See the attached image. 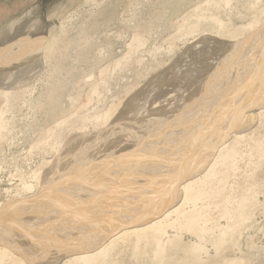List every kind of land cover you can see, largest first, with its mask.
<instances>
[{
    "label": "bare ground",
    "instance_id": "obj_1",
    "mask_svg": "<svg viewBox=\"0 0 264 264\" xmlns=\"http://www.w3.org/2000/svg\"><path fill=\"white\" fill-rule=\"evenodd\" d=\"M208 6L217 7L218 4L212 2ZM35 15H39L38 7L0 27V69L4 66L7 68L13 59L19 63L27 54V59L32 55L34 57L38 51L39 54L34 57L36 61L29 65L22 64L24 70L20 72L31 73L43 65V40L26 39L41 31ZM180 30L184 41H187V48L175 62L173 60L172 65L166 67L167 62L165 66L161 65V68L166 67L163 73L158 72L160 74L151 80L148 77L150 84L133 96V92L130 93L127 97H131L122 111L110 109L90 117L89 121L83 119L70 141L57 148L54 158L39 173L36 186L23 184V190L31 195L29 200L20 198L11 204L0 203V259L18 264H110L115 248L131 244L129 249L133 264H139L138 260L142 257L145 261L148 259L150 264H163L167 260L166 253H174L173 250L179 248L176 240L180 238L169 232L175 225L187 224L189 230L193 227L195 215L192 211H186L190 204L196 207L201 197L214 198L221 193L220 204L225 205L231 200L217 182L226 179L228 174L220 167H225L237 155L235 151L240 144V134H233L232 129L244 117L251 119L253 116L249 113L252 111H264V49L257 50L261 47H258L259 42L264 44V10L261 15H254L245 26L236 27L231 20L225 23L219 15H196L192 22L187 19ZM19 38L23 39L8 45ZM197 40H201V43H196ZM134 44L136 47L143 44L140 35L134 37ZM169 49L167 53L172 54L173 51ZM220 54V58L227 54L226 61L224 58L225 62L220 66L216 63L215 68L210 64L214 70L207 75L212 69L209 63ZM206 62L209 67L204 64ZM17 73L11 80L20 77V73ZM163 78H168L170 83L164 84L166 79L164 81ZM194 81H200V84ZM190 82H193V86ZM5 83L3 77L0 85ZM9 90L8 87L0 88V99L6 102L15 99L16 96ZM186 90L191 91V95H187L190 97L188 103L182 105ZM125 115L132 119H140L141 116L152 118L153 123L147 124L150 122L147 119L149 121L145 124L148 128L146 139L162 128L166 129V135L152 146L146 141L137 143V148L133 150L131 145H111L102 152L101 159L98 158L100 156L98 160L95 159L96 167H85L82 162L74 161L75 167L68 169V172L65 170L61 177L69 161L85 154L83 148L80 147L83 152L73 148L89 140L102 141L104 137H110L115 128L113 123L118 122L121 127L119 122L125 119ZM258 150L264 151V145L256 144L252 152ZM78 167L81 170L76 171ZM57 174H60V178ZM50 184L53 187H49ZM54 187L59 189L53 198L51 190L46 189ZM229 191L232 192V189ZM40 196L45 203L57 208L54 213L67 222L77 223L73 226L82 225L80 228L83 229L75 227V231L67 234L73 229L71 226L68 230L67 223L66 234L64 228L63 233H54L51 229L50 233L45 234L49 238L43 242L14 235L21 231L18 223L24 219V212L13 216L7 207L16 201L42 200ZM25 220L33 219L29 217ZM76 228L79 232H76ZM212 238L208 242L215 249L213 256H208L202 243L188 245L180 247V264H232L224 258L226 262L211 263L213 258L217 259L224 252L225 245H232V240L227 241V237L224 238L221 233ZM244 264L251 263L246 261Z\"/></svg>",
    "mask_w": 264,
    "mask_h": 264
},
{
    "label": "rangeland",
    "instance_id": "obj_2",
    "mask_svg": "<svg viewBox=\"0 0 264 264\" xmlns=\"http://www.w3.org/2000/svg\"><path fill=\"white\" fill-rule=\"evenodd\" d=\"M212 2L218 6H208ZM0 6L10 8L11 4L0 2ZM36 7L39 8V15H35V21L39 20L41 31L26 39L43 40V65L31 73H21L24 70L21 65L33 64L38 51L35 58L32 55L27 59V54L26 58H21L24 62L17 58L21 61L15 63L16 59H13V63L7 68L4 66L0 69V81L4 77L6 82L0 88L8 87L9 92L16 96L9 102L0 99V203L4 204H11L20 198L29 200L31 195L23 190V184L36 186L39 173L54 158L57 148L70 141L72 133L81 126L83 119L89 121L90 117L110 109L122 111L131 96L140 92L146 84H150L149 81L160 74L158 72L163 73L167 66L172 65L184 53L187 41H184L180 28L187 19L192 22L196 15H219L225 23L231 20L236 27L245 26L254 15H261L264 0H40ZM12 16L18 15H0V27L9 23L10 21L1 25ZM21 16L23 15L15 19ZM137 35L143 39L140 47L134 44V37ZM23 38L8 45L16 44ZM199 41L196 43H201ZM260 43L258 47L263 48L259 47L257 50L264 49V44ZM168 49L173 51V55L167 53ZM220 57L222 54L212 60L214 64L211 61L209 65L215 68L227 59L223 62L224 58ZM166 62V67L161 68ZM118 63L120 65L115 67ZM213 67L207 75L212 73ZM17 72L20 77L11 80ZM165 79L163 78L164 81ZM167 79L164 84L168 83ZM194 82L200 84V81ZM190 83L193 86V82ZM186 91L182 105L188 103L191 95V91ZM130 93L131 96L127 97ZM249 114L253 116L249 117L251 119L244 117L232 129L233 134H240L236 157L225 167H220L221 171H228V174L226 179L217 184L222 186L223 191L226 190L225 195L230 196L231 200L225 205L220 204L223 197L221 193L219 197H201L196 207L190 204L186 211H192L195 215L193 227L189 230L187 224L175 225L169 232L180 238L176 240L179 248L173 250L174 253H166L167 260L163 264H180V247L199 243L206 248L208 256H213L215 249L208 241L220 233L224 238L227 237V241L231 239L232 245H225L224 252L217 259L213 258L211 263H223L226 262L224 259H229L232 264H244L246 261L251 264H264V151L252 152L256 144L264 145V111L256 109ZM128 116L125 115V119L120 120L123 122H119L121 127L118 122L113 123L116 129L111 124L113 133L109 134L110 137H104L102 141L89 140L90 142L86 141L73 148L76 151L83 148L85 154L69 161L62 168L61 177L65 170L68 172V169L75 167L73 164L76 162H82L85 167L95 166V159H101L102 152L111 145H131L133 150L137 148V143L146 141L152 146L166 135V129L162 128L146 139L148 130L145 124L149 120L147 124L153 123L152 118L147 120L141 116L140 119H132L133 117ZM136 123L140 126H136ZM86 124L89 126L88 122ZM80 167L76 171L81 170ZM47 190H51L52 195L57 193L55 187ZM29 217L33 220L27 222L25 218ZM23 220L18 223L21 231L14 235L25 240L38 239L41 242L49 238L45 234L50 233L51 229L54 233H63L64 228L66 234L67 228L69 230L71 226L77 225L76 222H67L52 209H39ZM58 220L63 224L60 225L62 222ZM75 227L83 229L80 228L82 225L73 226L67 234L72 233ZM77 228L76 232H79ZM22 234L27 237L24 238ZM130 246L128 244L115 248L110 264H133ZM138 263L150 264L144 257ZM0 264L18 263L0 259Z\"/></svg>",
    "mask_w": 264,
    "mask_h": 264
},
{
    "label": "water",
    "instance_id": "obj_3",
    "mask_svg": "<svg viewBox=\"0 0 264 264\" xmlns=\"http://www.w3.org/2000/svg\"><path fill=\"white\" fill-rule=\"evenodd\" d=\"M40 197H42V196H40ZM39 209H49V210L52 209V210H54V212H56L55 209H57V208H55L54 206H50V204L45 203L43 197H42V200L41 199L36 200L35 198H33L32 200L26 201V202H17L16 201V202H13L12 205H9L7 207V211L12 213L13 216L17 215L16 213L24 212V213H22L23 218L29 216L31 213H34Z\"/></svg>",
    "mask_w": 264,
    "mask_h": 264
},
{
    "label": "crops",
    "instance_id": "obj_4",
    "mask_svg": "<svg viewBox=\"0 0 264 264\" xmlns=\"http://www.w3.org/2000/svg\"><path fill=\"white\" fill-rule=\"evenodd\" d=\"M0 2H7L11 4L10 8L6 7L7 9L0 6V15H18L16 17L24 15L33 7L40 4V0H0ZM16 17L12 16L11 18H8L1 25L15 19Z\"/></svg>",
    "mask_w": 264,
    "mask_h": 264
}]
</instances>
